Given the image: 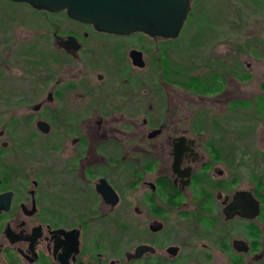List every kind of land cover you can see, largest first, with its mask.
I'll return each instance as SVG.
<instances>
[{
	"label": "flooded vegetation",
	"instance_id": "1",
	"mask_svg": "<svg viewBox=\"0 0 264 264\" xmlns=\"http://www.w3.org/2000/svg\"><path fill=\"white\" fill-rule=\"evenodd\" d=\"M189 1L166 37L0 0V264H264V83L196 72Z\"/></svg>",
	"mask_w": 264,
	"mask_h": 264
},
{
	"label": "rangeland",
	"instance_id": "2",
	"mask_svg": "<svg viewBox=\"0 0 264 264\" xmlns=\"http://www.w3.org/2000/svg\"><path fill=\"white\" fill-rule=\"evenodd\" d=\"M176 43L181 49L188 43L194 46L193 62L196 72L201 74L206 72V62L225 51L228 69L234 62L239 64L237 72L243 76L240 87L256 93L264 83V0H192L184 30ZM230 83L229 78V87ZM168 90L172 94L170 87ZM245 110L244 125L247 122L263 128V117L255 120V114ZM245 116L255 123L246 121Z\"/></svg>",
	"mask_w": 264,
	"mask_h": 264
},
{
	"label": "water",
	"instance_id": "3",
	"mask_svg": "<svg viewBox=\"0 0 264 264\" xmlns=\"http://www.w3.org/2000/svg\"><path fill=\"white\" fill-rule=\"evenodd\" d=\"M51 11L66 9L75 19L96 28L127 34L143 31L149 35L174 37L190 9L189 0H19ZM143 62H139L142 65Z\"/></svg>",
	"mask_w": 264,
	"mask_h": 264
}]
</instances>
